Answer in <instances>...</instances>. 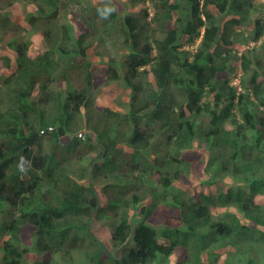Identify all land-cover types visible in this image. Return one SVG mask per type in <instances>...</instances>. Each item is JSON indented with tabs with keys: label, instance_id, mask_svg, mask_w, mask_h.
Listing matches in <instances>:
<instances>
[{
	"label": "trees",
	"instance_id": "trees-1",
	"mask_svg": "<svg viewBox=\"0 0 264 264\" xmlns=\"http://www.w3.org/2000/svg\"><path fill=\"white\" fill-rule=\"evenodd\" d=\"M22 1L39 13L26 23L45 49L31 58L20 31L8 41L16 67L0 78V206L22 224L6 227L0 264H76L75 254L79 264H203L223 240L239 264H264V250L247 260L264 242V40L232 50L254 0H131L138 14L120 0ZM106 6L115 11L103 18ZM212 8L233 18L220 23ZM254 23L257 41L264 24ZM110 48L127 55L118 62ZM237 61L240 92L229 79ZM119 82L128 101L98 103ZM103 219L116 221L108 249L93 231Z\"/></svg>",
	"mask_w": 264,
	"mask_h": 264
},
{
	"label": "rangeland",
	"instance_id": "rangeland-1",
	"mask_svg": "<svg viewBox=\"0 0 264 264\" xmlns=\"http://www.w3.org/2000/svg\"><path fill=\"white\" fill-rule=\"evenodd\" d=\"M91 2L95 6L102 5L103 0H77L73 1L75 2L72 4V6L75 9L83 8L84 4ZM124 2L125 4V11L123 13L125 14H138L139 10L141 8L140 5L137 3H133L131 0H120ZM256 9L251 13L250 18L242 23L240 26L233 27V30H236V36L234 37V45L232 47V50H234L237 54H241L243 51L247 49V47L251 48L254 43H251L253 39V34L255 31V21L257 19H260L262 22H264V0H255ZM186 8V5L185 7ZM213 13L217 16V20L220 23H225L228 20L231 19L230 15H221L219 14L216 9H212ZM29 14H35L36 16L39 15L36 7L31 4H25L22 0H0V35L3 39V41L11 40L12 37H14L17 33L22 31V34H19V38H28L31 42V46L29 47V56L31 58H35L37 55H39L44 49L45 44L43 42V39L39 32L34 31L31 29V27L26 23L27 17H29ZM6 21V23H4ZM59 24L64 23L65 21L59 19ZM5 25V26H4ZM20 28H23L24 30H20ZM61 31L64 32V30L61 27ZM7 43V42H6ZM6 43L1 44L0 43V78L5 77L8 74H10L16 65V61L13 57L9 58V52L6 48ZM110 46V45H108ZM111 56H115L116 60L118 62H121L125 56L127 55L126 50H122L119 53H114V50L110 48ZM7 57V58H5ZM93 62L95 63H101L104 62V60H101L100 58L96 57L94 54H90L89 57ZM7 61V62H6ZM232 62V68H233ZM242 72L239 61L234 65L233 71L231 74H229L230 83L231 84H239L241 81ZM223 78V76H222ZM248 80V77L245 81ZM243 90H245V87H243V84L241 85ZM128 90L124 88L121 82L115 83L111 87L103 88L101 93L98 96V103L103 105H109V106H116L117 104L123 105L125 104L128 99ZM205 152L208 155V152L205 150ZM88 162V161H87ZM86 162V163H87ZM259 203L264 202V197L257 199ZM11 208H9L7 205L0 206V244L3 243L5 239H7V229L6 227L10 226L14 221H17V225L20 227L22 226L21 222L19 220L15 219L13 216L10 215ZM218 212V211H217ZM215 211V214H217ZM131 215V221L132 223H136L138 218L134 217V214L132 212ZM116 224V221L114 222L112 219L106 220L103 219L100 221L98 225H96L93 228V231L98 233L102 240L103 245L105 248H109V239H110V231L112 227ZM134 225V224H133ZM219 238V237H218ZM226 241V240H223ZM219 242V241H218ZM212 242H210V245ZM2 246V244L0 245ZM216 247H222L220 243L216 244ZM252 247V248H251ZM211 249H215V247H212ZM249 257L247 260L250 259V261L257 262V260L262 259V254L264 250V242L262 238L260 237L259 240H254L249 245ZM231 251V252H230ZM233 251H235L231 247L223 248V249H217L214 251H208V253L204 254L208 260L206 261L205 258H203L204 264H239L241 260H234L233 257ZM210 252L212 254H210ZM258 254V255H257ZM213 255H216L213 257ZM240 258L243 259L242 263L246 264V257L243 258V255L240 256ZM35 257L32 258V260L28 261V264H32ZM84 259L80 257L78 254H75V263L79 264ZM56 262L59 261V258L55 259ZM210 261V262H209ZM152 264H159V262H154ZM169 264H176L175 259H170ZM190 264V263H189ZM196 264V263H191Z\"/></svg>",
	"mask_w": 264,
	"mask_h": 264
},
{
	"label": "clouds",
	"instance_id": "clouds-1",
	"mask_svg": "<svg viewBox=\"0 0 264 264\" xmlns=\"http://www.w3.org/2000/svg\"><path fill=\"white\" fill-rule=\"evenodd\" d=\"M254 5H255V7H256V4H255V0H254ZM257 8V7H256ZM213 9V8H212ZM215 9V8H214ZM115 11V9L113 8V7H105L104 9H103V11H101L100 12V15L103 17V18H107L112 12H114ZM217 12H218V10H216ZM149 12H150V9H149ZM213 12V11H212ZM219 13V12H218ZM219 14H221V13H219ZM215 15V14H214ZM221 15H226V14H221ZM150 16V15H149ZM216 16V15H215ZM231 16V15H230ZM216 18H217V16H216ZM233 18V16H231V19ZM257 20H260V19H257ZM260 22L261 23H263L264 24V22H262L261 20H260ZM236 31V30H235ZM202 34H203V29H201L200 30V35L198 36V37H196L195 38V40H194V43L191 45V46H185L184 47V49H186V50H188V51H190L191 52V54H194L195 52H196V50H197V48H198V45L200 44V41H201V38H202ZM18 38V37H17ZM19 39H21V40H23L22 38H19ZM264 40V36H262L261 38H259L257 41L256 40H254V39H252V41H251V43H254V45L251 47V48H249V47H247V49L246 50H250V49H252V48H254L255 46H258V45H260L261 43H262V41ZM9 41V40H8ZM8 41H3V39H2V41L0 42L1 44H3V43H6V48L8 49ZM30 41V40H29ZM234 45V44H233ZM233 45H232V47H233ZM31 46V45H30ZM8 52H9V58L10 57H13L14 59H15V54H14V52L12 51V50H10V49H8ZM43 52V51H42ZM41 52V53H42ZM233 52H235L234 50H233ZM244 52V51H243ZM236 53V52H235ZM237 54V53H236ZM28 55H29V49H28ZM237 55H240V54H237ZM38 56V55H37ZM36 56V57H37ZM5 58H7V57H5ZM8 59V58H7ZM7 62V61H6ZM15 67H16V65H15ZM240 67H241V65H240ZM15 69V68H14ZM241 72H242V70H241ZM241 77H242V75H241ZM217 79H218V81H221V80H224V75H223V78H222V75H220V76H218L217 77ZM230 79V78H229ZM240 80H241V78H240ZM231 84V83H230ZM232 85H235V86H237V88H238V92H240L241 91V86H240V82H239V84H232ZM243 89V88H242ZM176 91H177V93L181 96V92L180 91H178L177 89H176ZM207 96H208V98L206 99L208 102H210V104L212 105L213 104V96L212 95H210V94H207ZM181 98H182V96H181ZM183 99V98H182ZM91 170H92V166H90L89 167V175L91 174ZM20 171L21 172H24V171H26L25 169H24V167H23V165H21L20 166ZM90 178V180H92V178L91 177H89ZM93 181V180H92ZM10 215L12 216V214L10 213ZM15 224V223H14ZM226 243H228L227 242V240L226 241H223V244L221 245L222 247L220 248V247H216L215 249H208V250H206L205 252H204V254H206V253H208V251H214V250H217V249H223V248H227L228 246H226L225 244ZM2 244V243H1ZM0 244V245H1ZM210 254H212L211 252H210ZM216 255H213V257H215ZM203 256H202V263L204 264L205 262L203 261ZM206 261L208 262V260L206 259ZM28 262V261H27ZM210 262V261H209Z\"/></svg>",
	"mask_w": 264,
	"mask_h": 264
}]
</instances>
